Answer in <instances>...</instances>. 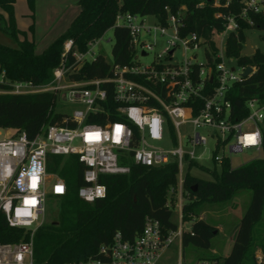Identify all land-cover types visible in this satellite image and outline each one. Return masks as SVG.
I'll return each mask as SVG.
<instances>
[{"label":"built area","instance_id":"1","mask_svg":"<svg viewBox=\"0 0 264 264\" xmlns=\"http://www.w3.org/2000/svg\"><path fill=\"white\" fill-rule=\"evenodd\" d=\"M242 2L238 17L215 14L225 19L223 31L209 37L216 52L205 37L185 29L180 12H168L163 20L153 16V22L147 16L119 13L115 24L128 29L133 57L126 64L111 63L106 77H69L95 59L93 43L97 40L89 42L84 52L72 51V40H67L47 82L10 80L0 68V93L54 92L50 110L61 114V124L47 123L33 138L20 128L0 127V213L8 226L29 232L27 240L0 243V264H35L34 231L44 223L47 202L66 193L64 179L47 170L49 156L70 154L85 165L86 183L77 193L88 202L105 195V187L98 182L100 173L129 171L121 161L143 166L175 162L177 180L168 189L166 206L177 212L178 222L176 229L166 231L158 219L146 216L134 238L126 239L115 231L109 242L99 246L96 256L62 264H168L163 256L176 241L175 264H215L206 259L183 262L182 234L191 231V225L184 226L189 222L182 219L183 185L186 173L197 167L194 163L200 164L207 150L217 166L229 159L226 151H261L264 101L247 100V114L234 120L229 99L231 87L245 78L242 74L247 66L226 55V37L238 30V19H247L249 11L264 12V0ZM138 57L149 60L141 62ZM64 91V104L79 107L57 112L55 104ZM255 257L257 264H264L262 253Z\"/></svg>","mask_w":264,"mask_h":264},{"label":"trees","instance_id":"2","mask_svg":"<svg viewBox=\"0 0 264 264\" xmlns=\"http://www.w3.org/2000/svg\"><path fill=\"white\" fill-rule=\"evenodd\" d=\"M215 1L219 3L217 6L214 5ZM13 3L14 0H0V32L16 44L11 46L0 42V68L5 70L10 80H31L34 83L51 79L52 70L59 64L67 40H72V51L84 52L89 42L99 39L110 28L113 29L114 39L112 63L122 65L131 62L133 50L129 31L115 24L119 13L152 15L163 20L168 12H180L184 17L185 29L205 37L212 51L216 52L217 47L209 37L214 31H223L225 19L215 17V14L219 12L238 17L243 6L242 0H78L79 12L67 29L37 53L34 41L29 40L25 32L16 26ZM27 4L32 10L34 0H27ZM246 18L251 23L247 19H238V30L229 33L225 41L227 56L234 57L240 65L254 67L252 74L235 83L229 91L234 120L247 114V100L256 97L264 101V51L256 48L252 55L241 52L247 39L245 30L248 29L262 30L260 38L264 47V12L249 11ZM29 30H32V26ZM19 35L23 36L22 40H19ZM110 73L111 63L99 54L93 61L84 63L78 71L69 73V77L73 80L102 78ZM55 99L54 92L25 95L0 93V127H17L33 138L43 125L54 122L61 124V114L50 110ZM108 99H111L110 91ZM261 153V157L234 168L226 158L219 169L214 162L211 179L186 173L182 219L192 224L191 231L182 234L181 248L193 247L195 259L191 262L206 259L215 264H257L252 253L255 247H260L264 256V236L257 239L254 229L260 223L264 206V121ZM121 164L128 165L129 171L100 173L98 182L105 187V195L88 202L77 193L78 188L86 183L83 179L85 165L78 156H49L47 170L64 179L66 193L50 199L57 204L56 217L34 231L35 264H62L96 256L99 246L109 242L115 231H120L126 239L134 238L141 231L146 216L158 219L166 231L176 229L177 222L172 219L173 209L166 206L168 189L177 180L176 163L171 161L161 166H143L124 160ZM240 189L251 191L250 201L239 220L230 251L223 256L212 251V238L219 231L214 224L199 218V207L204 202L227 201ZM261 224L260 230L264 231V222ZM28 237L26 229L8 226L0 213V243L21 242Z\"/></svg>","mask_w":264,"mask_h":264},{"label":"rangeland","instance_id":"3","mask_svg":"<svg viewBox=\"0 0 264 264\" xmlns=\"http://www.w3.org/2000/svg\"><path fill=\"white\" fill-rule=\"evenodd\" d=\"M202 5V4H201ZM148 22H153L154 18L152 15H148L146 17ZM247 38L250 40L251 46L255 50L256 48L261 49L264 51L263 43L261 41L260 36L262 35V30L253 28L245 30ZM0 42L3 44H9L8 38L3 33L0 32ZM114 43L113 39V29L110 28L104 32V34L97 39L96 42L93 43V51L95 55H102L105 60L109 63L113 62L112 59V46ZM41 46H37L36 52L39 53L43 49ZM138 60L141 62H146L149 60V57H138ZM67 100L66 91L62 92L57 98V102L55 104V111L63 112V111H71L74 108H78L77 105H68L64 104ZM183 128V127H182ZM211 145V144H209ZM230 160V165L232 168L243 165L253 159L259 158L262 156L261 151L256 152L254 150H244L239 153H229L228 151L225 152ZM209 151L207 150L206 154L204 155L203 159L199 161L200 164L207 167L206 170H203L199 167H194L191 169L190 173L197 177L203 179H211L210 171L213 169V162L209 160ZM220 166L217 168L219 169ZM251 197V191L249 189H240L236 193L234 197L227 201L221 202H204L200 205L199 211L200 215L199 218L208 221L211 224H214L219 231L218 225L224 228V231L218 232L212 238V247L214 252L220 255H223L228 248H231L232 242L227 237V235L231 232L232 228L236 229L239 225V220L246 210ZM168 199V193H167ZM173 203V202H172ZM57 214V204L55 201L49 200L47 202V211L44 217V223H48L55 219ZM172 219L175 222H178L177 212L173 210V217ZM264 222V206L262 208V217L259 224L254 226L255 237L257 239H261L264 236V231L260 230V226L263 225L261 223ZM192 222L184 224V226L189 227ZM259 225V226H258ZM257 233V234H256ZM230 235V234H229ZM178 243L177 241L172 243L168 249L166 250L162 261L168 264H175L178 261ZM181 257L183 262H191L195 259L194 257V250L193 247L187 246L182 250L181 248ZM252 253L256 255L257 253H262L260 247H255L252 250ZM263 254V253H262Z\"/></svg>","mask_w":264,"mask_h":264},{"label":"crops","instance_id":"4","mask_svg":"<svg viewBox=\"0 0 264 264\" xmlns=\"http://www.w3.org/2000/svg\"><path fill=\"white\" fill-rule=\"evenodd\" d=\"M78 0H34L33 9L30 10L27 0H14V17L18 29L25 32L29 40H33L36 48L45 49L56 37L62 34L71 21L79 12ZM32 26V30L29 27ZM6 36V35H5ZM7 45L15 46L9 37ZM19 40L23 39L22 35L18 36ZM42 50V51H43ZM40 53V52H39ZM219 232L224 228L219 226ZM238 228V227H237ZM237 228H232L227 235L233 243ZM214 252V249H212ZM230 251L228 248L223 256Z\"/></svg>","mask_w":264,"mask_h":264},{"label":"water","instance_id":"5","mask_svg":"<svg viewBox=\"0 0 264 264\" xmlns=\"http://www.w3.org/2000/svg\"><path fill=\"white\" fill-rule=\"evenodd\" d=\"M201 1H203V0H201ZM205 1H207V2H210V1H212V0H205ZM242 54H245V55H252L253 53H254V49H253V47L251 46V43H250V40L247 38L246 39V42H245V47L242 49ZM253 72V69H252V67H250V66H247L245 69H244V71H243V76H248L249 74H251Z\"/></svg>","mask_w":264,"mask_h":264}]
</instances>
